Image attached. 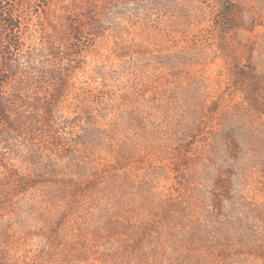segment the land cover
Segmentation results:
<instances>
[{"label": "rangeland", "instance_id": "1", "mask_svg": "<svg viewBox=\"0 0 264 264\" xmlns=\"http://www.w3.org/2000/svg\"><path fill=\"white\" fill-rule=\"evenodd\" d=\"M20 1L24 20L12 39L16 44L11 46L0 34V92L5 104L14 101L18 115L30 117L26 125L32 128L35 147L48 138L41 127L44 105L60 85L62 69L75 63L67 59L71 22L85 44L90 24L103 31L93 47L99 53L84 58L85 74L72 76L71 84L87 81V71L105 60L107 93L118 94L120 79L112 76L118 64L110 55L118 39L143 41L152 50L159 45L172 52L190 49L196 60L173 75L154 71L152 59L146 63V72L158 76L157 94L148 95L141 124L127 123L125 112L108 96L107 110L99 109V122L107 128L99 153L109 161L113 149L126 146L133 152L123 171L135 187L130 191L140 192L131 201L137 208L133 230L144 220L154 221L146 230L148 241L133 252L122 248L125 236L118 228L117 233H77L71 219L56 231L53 221L38 220L21 201L18 208L0 213V262L4 257L10 264H264V215L249 214L242 204L261 205L258 211H264V0H158L151 12L147 1L140 0L138 25L131 30L111 7L116 0ZM222 5L234 11L233 25L220 22ZM141 57L138 65L148 55ZM56 110L57 120L71 116L62 104ZM4 115L8 113H0V188H10L6 178L15 169H25L24 157L32 147L20 125L10 128ZM111 187L102 204L82 211L90 231L101 225L105 210L114 227L123 225L121 217L128 209L118 205ZM150 194L163 210L147 206ZM176 199L181 210L171 205ZM221 215L246 232L233 233L227 246L215 244L216 237L224 242ZM240 234L245 243L237 240ZM224 248L226 256L220 253Z\"/></svg>", "mask_w": 264, "mask_h": 264}, {"label": "trees", "instance_id": "2", "mask_svg": "<svg viewBox=\"0 0 264 264\" xmlns=\"http://www.w3.org/2000/svg\"><path fill=\"white\" fill-rule=\"evenodd\" d=\"M144 1H147L149 12L159 4L158 0ZM111 4V7L117 11L115 13L117 18L127 23L128 30L138 25L139 13L142 9L140 0H116V3ZM131 5L134 7L131 8ZM22 6L23 3L20 0H0V34L4 35L8 42H11V46L16 44V41H12V39L16 38L15 33L20 32V26L24 20L21 15ZM227 6L222 5L223 13L220 17V22L226 27L234 23L231 15L234 14V11ZM91 20L99 23L100 19L92 18ZM89 26L87 37H85L87 44L82 40L84 36H82L81 30L77 29L74 23L71 22L68 26L72 42L70 45L71 53L67 59L75 63L74 65L68 64L62 69L59 79L60 85L54 89L51 99L44 105L45 115L41 116V127H43L48 138L42 146L35 147L32 143V128L26 125V121L31 120L30 117L18 115V111L13 105L14 101L7 100V104H5L4 97H1L0 92V113L2 115L5 112L8 113L7 116L4 115V120L13 129L17 127L14 128V124L20 125L18 128H22L21 133L25 139L28 137V146L32 147L29 149L31 150L30 154L24 157L26 159L23 162L26 166L25 169L23 171L15 169L6 178V181H11V187L0 188V213L6 212L8 207L18 208L19 203L24 201L26 205L31 207V214H36L38 220L44 223L53 221L52 227L56 231L64 223L71 222L70 219L75 222L73 226L76 227L77 233H107V230L117 233L116 228H118L125 236V239L121 240L122 248L137 252L141 245L150 238V233H146V230L154 226V221L144 220L143 223H140L141 225L134 227L133 230V226L136 225H133L132 215L137 214V208L131 201L133 198L137 199L140 192L139 190L130 191L135 187L129 183V173L123 171L131 160L133 152L131 148L126 146L113 149L109 155L111 157L109 161H107V155L99 153L100 150L103 152V140L107 138V128L99 122L102 119L99 109L107 108L108 96L115 108L125 112L123 115H125L127 123L141 124V115L143 116L145 113L147 97H154L157 94L155 85L158 76L146 72L149 70L146 63L152 59L156 64L154 71L166 70L172 74L177 72L181 66L193 64L196 57L192 50L186 48L172 52L170 48L165 49V46L162 48L159 45L152 50L150 45L148 46L143 41L118 39L114 40L110 50V55L118 64L115 65L118 70L112 71V76L120 79L118 94L113 96V93H107V65L105 60H97L99 65H95L87 71V73L91 72L87 81L71 84L69 80L72 79V76L77 73L78 76L85 74L84 58L88 54L92 53L96 56L99 53L97 50L94 51V48L97 46L96 41L103 37V31L95 29L92 24ZM143 30L141 28L140 32ZM89 44V49L85 50ZM92 48L93 50L90 51ZM146 55L148 57L146 60L144 59L145 64L138 65V62L142 61L141 56ZM96 59L97 57H95ZM108 78L111 80L110 75ZM60 104L67 109L66 111H69L71 116L61 119L59 117L57 120L56 109ZM14 116L17 117V120L14 119ZM29 123L31 125V122ZM131 124L128 125L133 126ZM107 183L110 184L109 187L112 186L111 190L117 196L118 205L128 209L123 212L121 217L123 225L114 227L113 217L110 214L107 215V210H105L101 213V216L103 214L101 225H94L90 231L84 227L82 211L88 205L102 204L103 199H107V193L111 192L109 187L107 188ZM228 196L230 193L225 189V197L228 198ZM145 198L146 203H148L147 206L155 205L163 210V205L155 200L154 195L150 194ZM242 204L249 207V214L257 211L259 215H264L263 210L258 211L262 207L261 205ZM171 205L179 210L183 208L182 203L178 202L177 199ZM169 215V212L164 211L165 218L169 219ZM221 217L219 232L224 234L222 237L224 242L216 237L215 244L227 246L233 233H246L243 229L236 227L234 222H230L226 216L221 215ZM42 229L45 230L44 227ZM134 231L135 233H133ZM244 238L246 237L243 234L237 235V240L240 243H245L243 242ZM226 251V248L220 251L222 256L229 254ZM0 264L10 263L3 257Z\"/></svg>", "mask_w": 264, "mask_h": 264}]
</instances>
